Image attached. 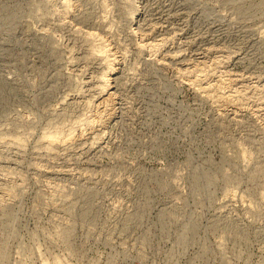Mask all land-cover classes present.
<instances>
[{
  "label": "rangeland",
  "instance_id": "rangeland-1",
  "mask_svg": "<svg viewBox=\"0 0 264 264\" xmlns=\"http://www.w3.org/2000/svg\"><path fill=\"white\" fill-rule=\"evenodd\" d=\"M0 264H264V0H0Z\"/></svg>",
  "mask_w": 264,
  "mask_h": 264
}]
</instances>
